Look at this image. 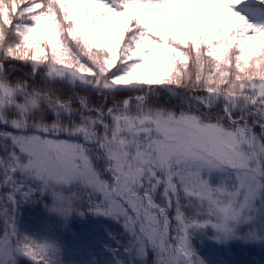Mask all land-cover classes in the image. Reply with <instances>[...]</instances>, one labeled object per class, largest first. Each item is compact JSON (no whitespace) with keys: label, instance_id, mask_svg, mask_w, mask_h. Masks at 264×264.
<instances>
[{"label":"snow or ice","instance_id":"obj_1","mask_svg":"<svg viewBox=\"0 0 264 264\" xmlns=\"http://www.w3.org/2000/svg\"><path fill=\"white\" fill-rule=\"evenodd\" d=\"M61 159L94 188L51 215L112 225L83 264L264 249V0H0V264H69L17 227Z\"/></svg>","mask_w":264,"mask_h":264},{"label":"rangeland","instance_id":"obj_2","mask_svg":"<svg viewBox=\"0 0 264 264\" xmlns=\"http://www.w3.org/2000/svg\"><path fill=\"white\" fill-rule=\"evenodd\" d=\"M256 18V17H253ZM50 199H45V203L49 204ZM20 233L35 237L37 239L48 238L51 241L57 242V247L62 251L65 261L71 264L75 261L76 264H83V261L90 260L89 250L96 247V241L106 240L104 232L105 228H112L109 221L102 218L85 215H71L67 220L59 219L47 211L44 204L34 203L25 204L19 209V219L17 224ZM205 251L210 253L209 248ZM224 251L215 248L212 249L213 256L210 260L220 261ZM239 251L234 250L230 254L228 252L223 255H228L235 262H242L246 256L240 255L235 257ZM249 263L248 260L245 259ZM12 264H27L23 259H12Z\"/></svg>","mask_w":264,"mask_h":264},{"label":"clouds","instance_id":"obj_3","mask_svg":"<svg viewBox=\"0 0 264 264\" xmlns=\"http://www.w3.org/2000/svg\"><path fill=\"white\" fill-rule=\"evenodd\" d=\"M45 157H42L44 159ZM58 171L61 175L75 185H79V190L62 191L55 194V198L50 197V203L47 211L50 214H63L65 212L72 214L78 210L82 203V192L91 191L94 185L83 172H77L74 166L67 160L59 161Z\"/></svg>","mask_w":264,"mask_h":264},{"label":"trees","instance_id":"obj_4","mask_svg":"<svg viewBox=\"0 0 264 264\" xmlns=\"http://www.w3.org/2000/svg\"><path fill=\"white\" fill-rule=\"evenodd\" d=\"M37 118H39V116H37Z\"/></svg>","mask_w":264,"mask_h":264}]
</instances>
